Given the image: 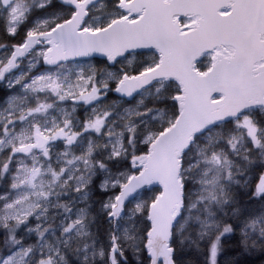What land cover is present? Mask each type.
I'll list each match as a JSON object with an SVG mask.
<instances>
[{
    "label": "snow or ice",
    "instance_id": "1",
    "mask_svg": "<svg viewBox=\"0 0 264 264\" xmlns=\"http://www.w3.org/2000/svg\"><path fill=\"white\" fill-rule=\"evenodd\" d=\"M0 264H264V0H0Z\"/></svg>",
    "mask_w": 264,
    "mask_h": 264
}]
</instances>
